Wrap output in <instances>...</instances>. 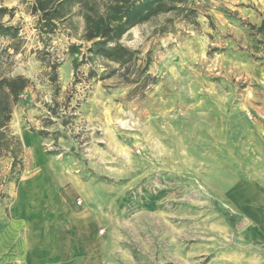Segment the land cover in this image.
I'll list each match as a JSON object with an SVG mask.
<instances>
[{
  "label": "rangeland",
  "instance_id": "374dc122",
  "mask_svg": "<svg viewBox=\"0 0 264 264\" xmlns=\"http://www.w3.org/2000/svg\"><path fill=\"white\" fill-rule=\"evenodd\" d=\"M1 4L19 30L0 78L29 84L0 151V257L264 264V0H183L123 34L124 64L87 54L77 6L46 32Z\"/></svg>",
  "mask_w": 264,
  "mask_h": 264
},
{
  "label": "trees",
  "instance_id": "16d2710c",
  "mask_svg": "<svg viewBox=\"0 0 264 264\" xmlns=\"http://www.w3.org/2000/svg\"><path fill=\"white\" fill-rule=\"evenodd\" d=\"M0 0V37L15 38L18 26L2 20L4 14L12 15V9L1 4ZM29 4L36 17L39 29L53 32L58 22L66 20L73 13V6L84 20L83 38L90 41L87 54L99 55L108 60L124 64L129 60L131 51L118 43L123 34L137 23L145 22L162 12L175 9L183 0H23ZM79 51V45L71 46V53ZM74 66L79 65L74 57ZM26 77L0 78V151L9 148L6 128L11 119L12 105L28 86ZM227 219L233 222V215Z\"/></svg>",
  "mask_w": 264,
  "mask_h": 264
},
{
  "label": "crops",
  "instance_id": "0c3cea01",
  "mask_svg": "<svg viewBox=\"0 0 264 264\" xmlns=\"http://www.w3.org/2000/svg\"><path fill=\"white\" fill-rule=\"evenodd\" d=\"M24 215H27L25 213H21L19 216H21V219L24 217ZM35 214H31V216L33 217ZM255 223H258L257 220H255ZM261 224L263 223L262 221L260 222ZM48 224V222L46 223ZM6 245V243H5ZM4 243H0V251H3L5 250L7 247H4L5 246ZM15 252H14V256L12 257H0V264H38L37 261H35L34 259H32L31 257L30 258H24V257H21L20 254H17L16 251L18 250H22V247L19 248V247H16L15 245ZM2 254V253H1ZM0 254V255H1Z\"/></svg>",
  "mask_w": 264,
  "mask_h": 264
}]
</instances>
